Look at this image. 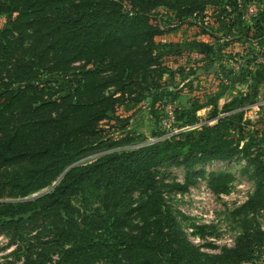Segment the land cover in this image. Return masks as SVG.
<instances>
[{"label":"trees","instance_id":"trees-1","mask_svg":"<svg viewBox=\"0 0 264 264\" xmlns=\"http://www.w3.org/2000/svg\"><path fill=\"white\" fill-rule=\"evenodd\" d=\"M5 2L11 18L9 27H0V199L25 198L51 187L36 198L0 201V232L27 242L25 263L233 264L248 256L264 231L244 233L235 247L218 255L191 243L165 203L156 169L171 159L193 164L243 153L255 168L257 190L246 204L255 207L264 202V130L258 127H264V119L243 126L242 147L225 134L174 136L83 161L95 150L131 141L127 137L107 145L100 136L99 122L113 99L83 101L78 88L79 97L53 95L30 82L42 73L61 75L78 68L82 82L100 74L89 65L115 58L131 71L129 53L121 49L150 47L163 33L151 15L160 0ZM225 178L230 176L212 177L217 192L226 185L214 182ZM141 188L152 193L126 209L131 194ZM136 211L143 224L135 228L130 217ZM56 254L61 259L54 260Z\"/></svg>","mask_w":264,"mask_h":264},{"label":"rangeland","instance_id":"rangeland-1","mask_svg":"<svg viewBox=\"0 0 264 264\" xmlns=\"http://www.w3.org/2000/svg\"><path fill=\"white\" fill-rule=\"evenodd\" d=\"M5 5L8 3L0 0V27L10 26L11 11ZM151 15L163 33L155 36L150 47L144 44L132 52L129 46L121 49L129 53L131 71L115 58L111 63L89 65L87 69L94 66L100 74L82 82V68L61 75L42 73L30 81L40 83L53 95L79 97L78 88L83 101L113 99L99 122L100 136L107 145L127 137L131 141L95 150L83 161L174 136L209 134L215 138L225 134L242 147L243 126L264 119V0H160ZM15 122L16 117L10 116V123ZM258 127L262 133L263 125ZM156 170L165 203L182 233L201 252L218 255L235 247L244 233L264 231V202L246 205L255 196L257 184L254 165L243 153L228 160L193 164L171 159ZM223 174L230 179L214 182L226 185L217 192L212 177ZM50 189L25 198H36ZM151 193L152 189L135 190L126 209ZM136 213L130 217L135 228L143 224ZM26 243L0 232V264H26ZM253 245L248 256L233 264H264V237L259 236ZM165 257L171 259L168 254Z\"/></svg>","mask_w":264,"mask_h":264},{"label":"water","instance_id":"water-1","mask_svg":"<svg viewBox=\"0 0 264 264\" xmlns=\"http://www.w3.org/2000/svg\"><path fill=\"white\" fill-rule=\"evenodd\" d=\"M44 194V193H43Z\"/></svg>","mask_w":264,"mask_h":264}]
</instances>
